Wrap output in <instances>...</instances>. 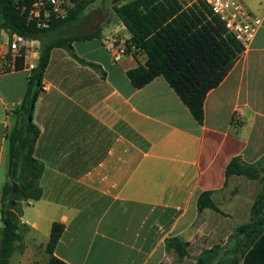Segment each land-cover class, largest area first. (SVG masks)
I'll return each instance as SVG.
<instances>
[{
  "label": "crops",
  "instance_id": "0c3cea01",
  "mask_svg": "<svg viewBox=\"0 0 264 264\" xmlns=\"http://www.w3.org/2000/svg\"><path fill=\"white\" fill-rule=\"evenodd\" d=\"M240 2L263 25L208 93L202 124L163 77L134 88L127 72L146 56L113 52V41L124 47L130 39L120 21L85 41L92 42L93 56L76 51L81 41L72 45L77 57L52 51L42 82L47 90L33 111L43 196L22 204V239L10 264H48L54 223L64 225L54 255L67 264H165L172 254L165 241L177 236L190 243L196 225L216 213L198 211L202 193L213 192L223 211L228 185L247 179L234 176L226 185L228 164L240 157L255 165L264 157V0ZM30 74L20 69L0 75L1 215L3 190L11 182L9 136L22 120ZM228 210V220L244 223V209L231 203ZM2 227L0 221V244Z\"/></svg>",
  "mask_w": 264,
  "mask_h": 264
},
{
  "label": "trees",
  "instance_id": "16d2710c",
  "mask_svg": "<svg viewBox=\"0 0 264 264\" xmlns=\"http://www.w3.org/2000/svg\"><path fill=\"white\" fill-rule=\"evenodd\" d=\"M34 0H0V32L7 31L40 42V54L36 68L29 77L28 90L20 105L22 120L9 136L11 182L3 190L2 238L0 264H10L14 245L21 241L20 218L22 204L37 202L43 196L40 179L44 165L35 157V145L40 134L33 122V111L43 90L42 82L49 67L52 51L65 49L74 54L73 43L100 38V30L90 34L66 36L70 24L83 15L97 0H74L75 7L65 20L52 22L46 29L39 28L28 18ZM118 20L130 34L126 41L128 52L137 56L145 54L146 61L127 72L135 89H141L157 77H163L195 120L204 121L205 99L226 78L236 59L243 51L234 36L227 33L223 23L210 8L198 0L186 7L182 0H132L114 6ZM83 64L98 66L80 61ZM18 62V70L22 69ZM264 168V157L255 165L235 157L226 168V185L234 177L258 180ZM18 184V193H13V184ZM262 188L251 208V222L240 226L236 236L243 237L240 264H264V179ZM213 192L201 194L198 211L212 210L224 214L212 200ZM64 232V225L54 223L46 245L50 256L48 264H67L54 255ZM190 243L180 237L165 241L167 253H174L180 260L189 257ZM197 264H205V255ZM239 262H236L238 264Z\"/></svg>",
  "mask_w": 264,
  "mask_h": 264
},
{
  "label": "rangeland",
  "instance_id": "374dc122",
  "mask_svg": "<svg viewBox=\"0 0 264 264\" xmlns=\"http://www.w3.org/2000/svg\"><path fill=\"white\" fill-rule=\"evenodd\" d=\"M132 0H97L94 4L88 7L80 18L73 21L67 27L66 36L83 35L94 32L97 29L108 28L113 30L114 26L120 25L115 14L114 6L118 4H126ZM184 5L195 3L198 0H182ZM109 21V22H108ZM107 25V26H106ZM119 42V41H118ZM92 42H76L75 49L80 54L93 56L94 48L90 45ZM264 179V168L261 167L258 180H247L240 178L228 185V196H224L225 200L222 203L224 214H214V216L203 218L196 225L194 236L190 241L188 248L189 257L180 260L174 253L168 254L165 264H197V259L204 253L205 264H236L241 259V248L244 247L243 237L236 236L237 229L251 222V208L259 195ZM231 203L237 204L244 209L242 213L244 223L238 220H228L230 212L228 205ZM249 208V219H247L245 209Z\"/></svg>",
  "mask_w": 264,
  "mask_h": 264
},
{
  "label": "built area",
  "instance_id": "2783aa9c",
  "mask_svg": "<svg viewBox=\"0 0 264 264\" xmlns=\"http://www.w3.org/2000/svg\"><path fill=\"white\" fill-rule=\"evenodd\" d=\"M223 23L227 33L235 37L246 52L254 42L263 25L260 17L252 15L240 0H202ZM75 7L74 0H34L28 12V18L39 28H49L54 21L65 20ZM118 40L112 42L113 52L124 55L128 51L116 46ZM241 53V54H242ZM40 54V42L27 39L7 31L0 32V75L17 71L18 62L32 73L36 68ZM240 54V55H241ZM43 91L47 87H42ZM2 222V215L0 214Z\"/></svg>",
  "mask_w": 264,
  "mask_h": 264
},
{
  "label": "water",
  "instance_id": "95a60500",
  "mask_svg": "<svg viewBox=\"0 0 264 264\" xmlns=\"http://www.w3.org/2000/svg\"><path fill=\"white\" fill-rule=\"evenodd\" d=\"M13 193L17 194L18 193V184H13Z\"/></svg>",
  "mask_w": 264,
  "mask_h": 264
}]
</instances>
